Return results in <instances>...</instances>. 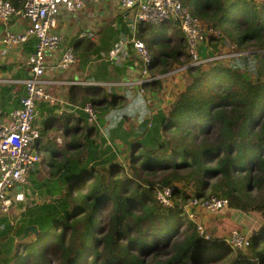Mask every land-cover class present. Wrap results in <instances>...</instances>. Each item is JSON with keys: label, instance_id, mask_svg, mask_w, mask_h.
Returning <instances> with one entry per match:
<instances>
[{"label": "trees", "instance_id": "trees-1", "mask_svg": "<svg viewBox=\"0 0 264 264\" xmlns=\"http://www.w3.org/2000/svg\"><path fill=\"white\" fill-rule=\"evenodd\" d=\"M180 1L206 27L214 53L217 45L230 49L226 37L239 52L253 50L255 64L239 56L194 66L177 27L168 33L167 26H159L144 38L141 26L137 37L153 56L151 76L185 67L195 82L188 97L206 94L180 112L141 117L142 130L128 143L131 173L112 161V154L102 156L85 121L58 124L71 135L66 150L57 148L55 136L41 143L40 135L36 147L41 143L51 159L43 194L51 198L32 203L24 222L13 227L20 237L25 226L36 225L34 237L9 240L5 234L12 226L0 232L9 240L0 246L5 253L0 264H220L229 255L230 264H264V17L248 5L250 0L240 8L232 0ZM161 81L145 83L144 95L152 100L146 87H160ZM84 87L78 89L90 91L78 105L92 102L99 116L112 107L102 87ZM160 187L173 189V206L153 196ZM189 194L200 200L224 198L229 209L258 212L262 224L250 235L252 254H232L225 236L209 228L204 231L208 238L195 226L178 228L181 208L175 200L184 204ZM10 241L14 246L7 249Z\"/></svg>", "mask_w": 264, "mask_h": 264}, {"label": "built area", "instance_id": "built-area-1", "mask_svg": "<svg viewBox=\"0 0 264 264\" xmlns=\"http://www.w3.org/2000/svg\"><path fill=\"white\" fill-rule=\"evenodd\" d=\"M83 4L84 0H0L1 24L7 25L17 18L26 21L19 30H4L0 36V44L18 45L27 42L31 37L35 39L33 52L25 62L28 75L21 81L24 85V94L20 99V106L8 114L6 121H0V216L10 217L12 208L24 203L29 194L28 175L34 163L40 160L36 143L41 132L34 123L39 114L37 104L42 101L54 105L57 99L50 92L52 88L78 85L107 88L120 85L125 89L135 87L144 96L145 104L150 107L151 99L144 95V84L152 82L156 77L150 75V54L143 41L136 36L138 23L158 25L164 21H173L183 33L194 66L226 62L243 56L234 49V46H231L227 53L206 52L208 31L180 0H121L122 12L126 16L131 14L132 17L131 35L127 40L119 41L109 51L107 59L116 60L119 57V48L123 44L131 45L138 58L139 78L133 83L122 79L96 82L57 78L54 72L68 71L76 62L73 47L66 44L64 35L57 31V15L61 7L68 12H75L81 9ZM182 69L184 68H178L173 72H180ZM10 81L0 79V83ZM59 102L61 103L59 113L81 112L85 115L88 125L97 123L99 114L92 102L88 101L83 105L72 104L67 100ZM155 197L163 206L171 207L174 204L173 189L170 187L157 188ZM178 205L188 219L194 220L198 210L214 214L228 208V200L216 197L200 200L190 194L184 204L180 201ZM195 225L200 235L208 238L204 232L206 228L199 223ZM225 238L233 249H246L250 244L248 237L236 229Z\"/></svg>", "mask_w": 264, "mask_h": 264}, {"label": "crops", "instance_id": "crops-1", "mask_svg": "<svg viewBox=\"0 0 264 264\" xmlns=\"http://www.w3.org/2000/svg\"><path fill=\"white\" fill-rule=\"evenodd\" d=\"M83 8L84 13L82 16H79L76 13L73 15L72 12H68L64 7H61L59 10L57 15V31L64 35L66 44L73 47L76 62L68 71L54 72V76L57 78H71L75 80H88L96 82H107L121 79L126 82H135L139 78L140 67L137 60V54L131 45L123 44L119 48V57L116 60L108 61L107 59L109 51L114 48L117 42L127 39L129 32L124 30V36L115 38L112 41L104 39V33L101 32H106V16H110V19L117 18L121 21L122 25L126 24L128 21L129 25L127 26L130 27V20H128V16L122 12L121 0H84ZM102 8L105 12L103 15H100ZM25 24L26 21L19 18L11 20L7 23V25L0 23V36L6 29L19 30L20 27ZM159 26H167L166 31L170 33L172 28L176 27V24H174L173 27H170L171 25L167 21H164L152 29L155 30V28ZM111 29L117 31V29L120 28L109 27L107 31H110ZM169 29L171 30L169 31ZM141 30L145 34L143 37L148 38L149 34H147V30H143V28ZM100 32L102 34H100ZM117 39L118 41H116ZM34 45L35 39L33 37L23 44L8 46L0 44V79L11 80L10 82L0 83L1 122L6 121L8 114L20 106V99L24 94V85L21 81L27 78L28 75L25 62L29 54L33 52ZM152 61L153 56H151V62ZM179 75H182V72L178 73L170 71L166 74L158 76V79L162 80L160 87H146L147 93L152 96V101L149 105L151 107L142 104L138 90L135 87H126V89L120 85H116L111 88L102 87V91L105 94H109V100L113 103L112 107H109L106 113H103L98 117V121L94 125H88L85 115L81 112H58L61 108V103L59 101L67 100L72 104H78L80 97L85 93V91L88 93L90 91L89 89H78L82 87L86 88L79 85L71 87H54L50 90L54 98L57 99L54 105L42 101L37 104L39 114L36 117L35 124L40 128L41 140L44 142V139L46 140L49 136H55V144L57 148L66 150L68 148L67 145L71 142V135L64 133L61 128H58V124L64 122L66 119L69 125H75L77 123L81 124L85 121V123L92 128L91 134L96 136L98 144L100 138L103 139L106 156H111L112 154L115 158L121 157L125 160V158H128V143L134 139L135 134L139 130H142L141 117H143V119H148V116H158L160 113L167 111L168 105L166 106V102L169 104L172 101V98L163 94L162 91L165 89L164 85L169 87V83H166V81L173 80L175 76ZM72 88L74 89L71 98L70 95L72 93ZM128 91H132L134 94H127ZM103 104L105 106L107 101L103 100ZM148 111L151 113L150 115H148ZM115 113L117 114V117ZM79 114L83 115L82 120L77 117ZM123 115H127L129 117H123ZM42 135L45 136L42 138ZM112 143L116 144L118 150H111L110 147H112ZM41 147L42 146L39 143L36 147V151L38 153L41 152ZM120 148H122V150H120ZM100 153H102L101 149ZM46 157L47 156L45 155V158ZM36 169L37 170L33 173L30 171L28 177V182L30 180L32 184L33 182L31 181V177L33 175L34 178L39 177L42 174L41 167H37ZM24 203L15 205L11 210L10 217L0 216V219H4L6 221L7 227L12 226V229L8 232L6 231L5 234L8 236L7 239L9 240L15 239L19 241V237L15 235L13 230L20 220L23 222L25 220L24 215L28 211L27 207L30 205ZM220 216V221L224 218H228L232 224L236 226H238V222H241L239 217H245L246 219L245 214H240L239 210L229 208L224 210ZM261 222L262 220L260 216V225L262 224ZM3 226L4 225H0V232L6 230L5 227L3 230ZM217 229L218 228L214 227L212 231L216 232ZM219 233L223 237L226 236L221 232ZM9 240H6V237H0V244H8ZM13 246L14 244L11 242V245L8 246L7 249L11 247L13 248ZM0 250L3 249L0 248ZM4 254L3 250L2 253H0V258L4 257Z\"/></svg>", "mask_w": 264, "mask_h": 264}, {"label": "rangeland", "instance_id": "rangeland-1", "mask_svg": "<svg viewBox=\"0 0 264 264\" xmlns=\"http://www.w3.org/2000/svg\"><path fill=\"white\" fill-rule=\"evenodd\" d=\"M99 1H101V0H99ZM232 2L235 4L236 8H240L242 6V4H244V0H232ZM248 3H249L248 4L249 6L254 8L256 11L260 12L262 14V16L264 17V0H250ZM104 12H105V10L102 8L100 11V15H103ZM72 13H73V15H74V13H76L79 16H82V14L84 13V8L82 7L81 9H79L75 12L73 11ZM109 17L110 16L105 17V19H106L105 20V29H106L107 33L105 31L104 32L101 31L102 33H104V36H103L104 39L112 41L115 38H119L121 36H124L125 31L129 32L128 36L131 35V25H132L131 14L128 15V20H130V27L127 26V25H129L128 21L126 24L122 25L121 21L118 20L117 18H111L110 19ZM168 23L171 25L170 27H173L175 24L173 21H169ZM141 26H143V28L147 30V34H149L153 31L152 28H154L156 25H152V24H148V23H138L137 28H136V36H137V31ZM109 27H114V28L119 27L120 29H117V31H115L113 29H111L110 31H107L109 29ZM170 30L171 29H169V31ZM101 32H100V34H102ZM222 32L223 31H221V33ZM228 40L229 39L224 37L225 42H228V44L231 43L230 47L235 46L233 42H229ZM116 41H118V39ZM117 43H119V42H117ZM208 44L209 45L205 49V51L210 54L214 51V47L209 41H208ZM215 50H216L215 52H217V53H220V52L227 53L228 52L227 51L228 48L227 47L225 48L221 45H217ZM253 52L254 51L251 49L246 51V52H239L240 54L248 57L249 64L251 66L254 65L256 62V55L254 56ZM166 83H169L168 84L169 87L164 85L165 89L162 91V93L166 94L167 96L172 98V101L169 104H167V102H166V106L168 105L167 110H169V111L173 110L174 113L180 112L181 108L186 107L188 104H191V106L197 105L199 103V100L202 97H204V95L206 94L204 92H201L197 96H194L195 93H194V95L191 93L193 97H188L189 93L191 92V89L193 90V86L195 85V82L191 81V80L189 81L188 74L186 71L182 72V75L175 76V78L173 80L166 81ZM182 95H183V97H181ZM174 103H175V105L173 107L169 108L170 105L174 104ZM34 123H35V121H34ZM58 137H59V135H58ZM40 142L42 143V140H40ZM99 144L101 146L102 156H105L109 159L110 156H106L105 147L103 144V139L100 138ZM110 148L112 151L118 150L116 144H114V143H112V147H110ZM120 150H122V148H120ZM39 154H40V160L38 163L34 164V167H33L31 172L33 173L34 171L37 170L36 169L37 167H41L42 174L39 177L34 178V175L31 177V181L33 182V184L29 180V182H28L29 194L27 195V197L25 199V203H24V204L27 203V205L30 204V206L34 202H42L43 199H46L49 201V199L51 198V197H46L43 194V191L46 189L47 180L50 176V171H49L50 169L48 167V163L51 162V159L49 158L48 153L45 154V152L41 151ZM45 155L47 156L46 158H45ZM43 158H45V159H43ZM112 161L121 163L126 172H128V173L132 172L128 158H125V160H123L121 157H118V158H115V160L113 159ZM50 186H52V185H50ZM178 186L181 187V184H179ZM40 192H42V194ZM153 196H155V191H153ZM175 202L179 203L180 201L176 199ZM227 209H225V210H227ZM223 211L224 210L212 214V213H208L205 211L198 210L195 213L194 220L188 219L183 213H182L183 217L182 216L178 217V214H177L178 222H179L178 228L181 227V228L185 229L189 225L194 228L195 224L199 223V224L203 225L204 228H206V229L209 228L210 231H212L214 227L218 228L215 233H218L219 235H221L219 233V232H221L227 236L232 229L238 228L237 230L241 229L240 230L241 232H243L247 237H250V235L253 234L254 231L260 227V214L258 212H242V211H239L240 214H245L246 219H245V217H239V220L241 222H238V226H236V225H233L232 222L228 218H224V219H222V221L219 220V218L221 217L220 215L222 214ZM99 213H100V211H99ZM103 213H104V211H103ZM0 225H4L5 229L8 228L7 223L4 219H0ZM5 236H7V235H5ZM32 237H34V235H30L26 239L32 238ZM2 243H3V241H2ZM3 245H4V243H3ZM261 247H262V244L260 245V248ZM238 252H239V254H241V253L246 254L249 252L252 254V251L249 247L247 249H241V250L240 249H234L232 254L236 255ZM1 258H3V257H1ZM232 260H233V256L229 255V258L225 262L220 263V264H230L232 262Z\"/></svg>", "mask_w": 264, "mask_h": 264}, {"label": "water", "instance_id": "water-1", "mask_svg": "<svg viewBox=\"0 0 264 264\" xmlns=\"http://www.w3.org/2000/svg\"><path fill=\"white\" fill-rule=\"evenodd\" d=\"M38 231L37 226L36 225H27L23 228V235L21 237H19V241H23L24 239H26L27 237H29L30 235L36 234ZM197 234L200 235V233L197 231Z\"/></svg>", "mask_w": 264, "mask_h": 264}, {"label": "clouds", "instance_id": "clouds-1", "mask_svg": "<svg viewBox=\"0 0 264 264\" xmlns=\"http://www.w3.org/2000/svg\"><path fill=\"white\" fill-rule=\"evenodd\" d=\"M178 28V27H177ZM179 29V28H178ZM180 30V29H179ZM183 34V33H182ZM128 38H129V36H128ZM138 38V37H137ZM125 40H127V39H125ZM125 40H121V41H125ZM142 41V40H141ZM208 41H209V36H208ZM144 43V42H143ZM209 45V44H208ZM231 48V47H230ZM229 49V48H228ZM234 49H235V46H234ZM228 51V50H227ZM237 51V50H236ZM237 52H239V51H237ZM217 53V52H216ZM243 56H245V55H243ZM150 57H151V55H150ZM150 65V64H149ZM178 68H184V69H182V71H180V72H184V71H186L185 70V67H175L173 70H171V72H173L174 70H176V69H178ZM179 73V72H178ZM150 75H151V73H150ZM152 77H156V79H158V76H152ZM156 79H154L153 81H155ZM150 83V82H149ZM146 84H148V83H146ZM100 87H103V86H100ZM152 101V100H151ZM151 107V106H150ZM39 154V153H38ZM39 162V161H38ZM38 162H36V163H38ZM35 164V163H34ZM31 171V170H30ZM30 174V173H29ZM28 177H29V175H28ZM27 191H28V184H27ZM189 192H190V190H188ZM29 193V192H28ZM190 195V194H189ZM225 210V209H224ZM179 216H182V211H180V215ZM183 217V216H182ZM195 230L197 231V229H196V225H195ZM237 230V229H236ZM232 231V230H231ZM230 231V232H231ZM240 231V230H239ZM229 232V233H230ZM23 235V234H22ZM34 235V234H33ZM201 236V235H200ZM21 237V236H20ZM226 237V236H225ZM248 239H249V242H250V237H248ZM250 245V244H249ZM249 247V246H248ZM247 247V248H248ZM246 248V249H247Z\"/></svg>", "mask_w": 264, "mask_h": 264}]
</instances>
